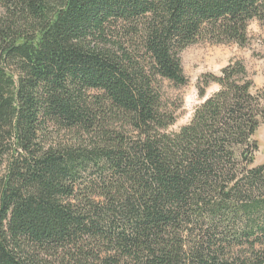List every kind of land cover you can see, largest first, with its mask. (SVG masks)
<instances>
[{"label":"trees","instance_id":"1","mask_svg":"<svg viewBox=\"0 0 264 264\" xmlns=\"http://www.w3.org/2000/svg\"><path fill=\"white\" fill-rule=\"evenodd\" d=\"M0 6V264H264V93L231 60L169 133L160 92L186 84V46H245L264 0Z\"/></svg>","mask_w":264,"mask_h":264},{"label":"rangeland","instance_id":"2","mask_svg":"<svg viewBox=\"0 0 264 264\" xmlns=\"http://www.w3.org/2000/svg\"><path fill=\"white\" fill-rule=\"evenodd\" d=\"M2 14L3 9L0 6V16ZM247 30L248 42L243 47L233 42L219 44L204 39L181 50L179 57L183 74L187 78L186 84L178 87L168 81L161 84L160 92L163 104L168 108L180 104V108L176 112L175 122L166 129V132H176L182 125L187 124L194 108L219 89L218 84L209 83L205 87V95L200 97L197 87L198 85L204 86L205 75L209 73L218 75L220 70L228 65L231 60L240 59L249 78L254 83V89L264 93V25L253 19L250 20ZM48 136V139H52L53 143L70 142L72 139L68 132L58 129H54ZM252 139L257 145L253 165L264 163L263 124H260L256 129ZM255 194L257 195V192ZM233 227L234 231L241 230L244 228L243 222L234 223ZM242 241L244 242V239ZM230 245L227 243L224 245L227 256H232L231 253L244 254L249 246L248 244L232 247ZM256 248L259 247L256 246Z\"/></svg>","mask_w":264,"mask_h":264}]
</instances>
